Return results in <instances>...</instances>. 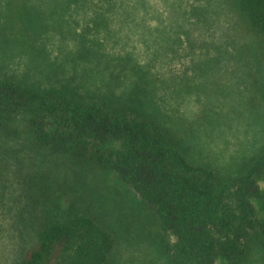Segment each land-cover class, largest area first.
<instances>
[{
  "label": "rangeland",
  "instance_id": "1",
  "mask_svg": "<svg viewBox=\"0 0 264 264\" xmlns=\"http://www.w3.org/2000/svg\"><path fill=\"white\" fill-rule=\"evenodd\" d=\"M0 75L108 97L220 177L264 148V34L235 0H0ZM9 118L0 127V264H22L37 225L70 209L111 233L107 264H171L174 238L110 166L33 146L21 117ZM252 237L243 257L214 264H264V235Z\"/></svg>",
  "mask_w": 264,
  "mask_h": 264
},
{
  "label": "trees",
  "instance_id": "2",
  "mask_svg": "<svg viewBox=\"0 0 264 264\" xmlns=\"http://www.w3.org/2000/svg\"><path fill=\"white\" fill-rule=\"evenodd\" d=\"M235 3L264 34V0ZM12 116L21 117L33 146L110 166L154 209L160 230L174 238L171 264L241 258L252 234L264 235V148L235 175L220 177L190 161L157 123L108 97L0 75V127L11 124ZM113 248L111 233L91 214L70 209L62 219L48 215L37 225L22 264H107Z\"/></svg>",
  "mask_w": 264,
  "mask_h": 264
}]
</instances>
